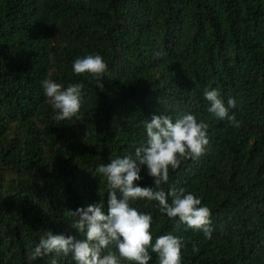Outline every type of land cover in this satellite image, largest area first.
<instances>
[{
	"label": "trees",
	"instance_id": "obj_1",
	"mask_svg": "<svg viewBox=\"0 0 264 264\" xmlns=\"http://www.w3.org/2000/svg\"><path fill=\"white\" fill-rule=\"evenodd\" d=\"M89 54L108 65L103 89L72 71ZM46 79L84 84L79 120L54 119ZM206 88L236 100L240 127L207 111ZM186 113L208 124L209 143L163 188L211 209L212 238L155 201L130 203L152 215L154 239L181 238L182 264H264V0H0V264H75L33 260L32 249L47 231L82 239L67 211L101 202L107 212L106 181L93 171L134 157L152 115ZM228 172L239 173L233 185ZM140 175L154 186L146 166Z\"/></svg>",
	"mask_w": 264,
	"mask_h": 264
},
{
	"label": "clouds",
	"instance_id": "obj_2",
	"mask_svg": "<svg viewBox=\"0 0 264 264\" xmlns=\"http://www.w3.org/2000/svg\"><path fill=\"white\" fill-rule=\"evenodd\" d=\"M108 69L103 57L89 54L75 59L72 71L77 76H90L96 86L103 89L101 83ZM45 95L52 107L57 110V121L80 119L79 113L84 95V84H61L46 79L43 81ZM204 98L209 102L207 111L219 120H228L234 127H240L236 119L237 102L229 98L227 105L217 89H204ZM146 141L136 148L134 157L126 155L111 159L110 163L99 165L93 174L103 177L108 188L107 212L104 203L92 204L87 208L67 211L71 218L70 227L83 238L74 235L53 234L47 231L41 236L31 253L33 260L50 254L71 256L75 264H149L152 259L149 252L155 253L159 264H182L183 242L181 238L168 233L153 238L152 215L140 212L130 202L146 201L145 207L157 202L159 212L170 219L179 218L192 230L203 232L211 239V209L202 206V201L185 188H170L167 185L170 169L176 170L185 159H199L209 143L208 124L198 120L196 115L186 113L173 122L168 115H152L143 122ZM153 178L154 186H141L139 181L142 167ZM244 168L243 165L239 166ZM229 181L233 185V175ZM222 185V189L224 187ZM170 200V202H169ZM109 246H114L111 250ZM105 249H109L106 254ZM51 264H57L56 259Z\"/></svg>",
	"mask_w": 264,
	"mask_h": 264
}]
</instances>
